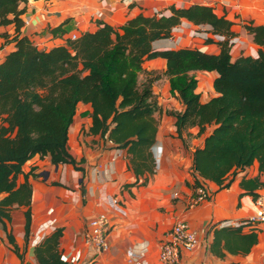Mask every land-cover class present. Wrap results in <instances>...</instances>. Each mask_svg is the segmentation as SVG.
I'll return each mask as SVG.
<instances>
[{"label":"crops","instance_id":"crops-1","mask_svg":"<svg viewBox=\"0 0 264 264\" xmlns=\"http://www.w3.org/2000/svg\"><path fill=\"white\" fill-rule=\"evenodd\" d=\"M192 4L211 5L219 15L227 14L236 22L234 36L244 39L247 46L232 47L233 60L242 54L259 53L244 24H264V0H29L20 5L24 9L21 36L49 50L65 45L75 33L97 30L99 21L119 28L141 13L171 14L172 5L184 8ZM192 29L213 34L209 25H195L182 19L172 36L155 41L154 48L189 47L220 52L221 42L210 37H191L188 32ZM15 33L14 23L0 26V63L15 49L14 42L4 43V34L12 38ZM143 67L144 72L160 71L165 76L162 87L157 80L152 89L161 108L155 114L157 120L162 114L156 143L167 142L169 148L170 139L174 138L165 133L174 134L171 131L176 129V117L167 118L166 113L182 111L184 105L171 93L165 58L146 60ZM195 75L202 102L217 95L213 87L216 71H196ZM143 77L142 72L140 80ZM203 82L207 84L204 93L200 89ZM92 111L90 103L80 102L69 129L68 146L75 164L55 165L49 156L37 154L24 165L28 177L20 175L18 184L28 180L33 189L30 233L27 237L29 207L14 205L10 209L11 220L2 217L6 228L0 221V264H40L36 247L58 229L62 230L58 246L61 254L80 251L85 258L90 257L85 237L91 217L101 212L108 213L111 219L110 248L95 264H138L127 255L128 250H133L142 264H164L159 259L161 242L181 220L197 232L199 245L192 252H183L180 264H264V223L238 225L254 212L256 199L251 192L264 197V170H260L258 162L232 175L229 187L201 177L197 180L193 157L195 149L203 145L204 137H193L194 145L187 149V154L177 146L182 161L164 156L162 170H157L151 147L145 152L148 157L145 166H139L141 159L135 154L138 150L130 146L119 148L107 135L91 131ZM164 121L170 126L166 127ZM192 132L196 134L198 128ZM200 184L207 187L210 197L191 206L190 200ZM111 198L118 199V207H111ZM10 234L14 242L10 241Z\"/></svg>","mask_w":264,"mask_h":264},{"label":"trees","instance_id":"trees-1","mask_svg":"<svg viewBox=\"0 0 264 264\" xmlns=\"http://www.w3.org/2000/svg\"><path fill=\"white\" fill-rule=\"evenodd\" d=\"M28 1L0 0V26H16L12 38L4 34V43L14 42L15 49L0 63V221L5 228L3 218L11 220V207L24 205L29 207L26 236L30 233L33 189L28 180L18 184L20 175L28 177L24 165L30 159L39 154L55 165L76 163L68 142L80 102L93 107V133L107 135L119 148L138 150L139 166H145V152L156 143L155 114L161 108L152 89L156 78L142 82L139 76L144 62L158 57L167 60L171 93L184 105L182 111L171 112L178 137L184 143L191 135L204 137L193 157L197 180L229 187L232 175L255 162L264 170V24H244L259 56L242 54L235 60L228 42L220 43L217 54L189 47L154 48L155 41L172 36L182 19L209 25L213 33L236 35L231 17L204 4L172 5L168 17L141 13L119 28L99 21L97 30L46 50L21 36L20 5ZM196 71L218 73L213 83L217 95L207 102L197 91ZM61 235L58 229L36 247L40 264H66L58 250ZM9 239L14 242L11 234Z\"/></svg>","mask_w":264,"mask_h":264},{"label":"built area","instance_id":"built-area-1","mask_svg":"<svg viewBox=\"0 0 264 264\" xmlns=\"http://www.w3.org/2000/svg\"><path fill=\"white\" fill-rule=\"evenodd\" d=\"M165 12L158 16H171ZM191 37L201 36L204 38H213L218 42H228L232 47H246V41L238 36L227 37L226 35L218 33H209L205 30L192 29L188 32ZM79 34H73L71 39H77ZM259 53L256 56L258 57ZM153 159L157 170H160L164 159V145L163 143H155L152 146ZM210 193L204 184H200L191 198V206L198 205L202 201L209 199ZM111 207L119 205L117 198H111ZM255 209L253 214L249 216L244 222L238 224L253 225L264 223V197L259 196L255 201ZM111 229V219L108 213L101 212L91 217L89 222V231L85 237V243L90 251V257L85 258L80 251L73 254H61V260L66 264H95L96 259L108 251L110 248L109 233ZM199 245V238L197 232L193 230L189 223L181 220L176 222L171 230L167 233L166 238L162 240L159 250V259L164 264H180L183 252H192ZM127 255L130 259L138 264H142L136 259V254L133 250H128Z\"/></svg>","mask_w":264,"mask_h":264},{"label":"rangeland","instance_id":"rangeland-1","mask_svg":"<svg viewBox=\"0 0 264 264\" xmlns=\"http://www.w3.org/2000/svg\"><path fill=\"white\" fill-rule=\"evenodd\" d=\"M159 67V66H158ZM143 74H144V77L142 78V82H145V80L147 81V80H151V79H153V78H156V79H154V81H153V83H155L156 84V81L158 80H160L159 81V84H158V86H160V87H162V85L164 84V82H165V76L162 74V73H160V71H153V72H147V71H145V72H143ZM153 83H152V87H153ZM202 86H201V90H202V93H204L205 91H207V84L205 83V82H203V84H201ZM206 97V96H205ZM170 111V110H169ZM172 112H174V111H172ZM177 112H179V111H177ZM158 113V112H157ZM156 113V114H157ZM160 115H162V114H159V120H158V123L159 124H161V120H162V116H160ZM166 115H167V118L169 117L168 115H170V116H173V115H171V112L170 113H166ZM174 117V116H173ZM176 119V118H175ZM166 120V119H165ZM164 125L166 126V127H168V126H170V124L169 125H166L165 124V121H164ZM168 132V131H167ZM171 132H173L174 134H172V133H165V135L166 136H168V137H173L174 139L173 140H171L170 139V142H171V147H169L168 148V146H167V142L165 143V144H163L164 145V156H169V159H171V158H174V159H177V160H181V157H182V153L180 152V151H177V146H178V148H180V149H182L181 151H184V153H186L187 154V149H189V147H193V143H192V135L190 136V137H188V138H186V140H187V142L186 143H184L183 141H182V139H180L179 137H178V133H177V131H176V129H174L173 131H171ZM193 133V132H192ZM194 134V133H193ZM173 142H175V143H177L178 145H176V146H173ZM172 150H176L175 152L174 151H172ZM174 152V153H173ZM180 152V153H179ZM179 154V156H178V154ZM182 161V160H181ZM162 170V169H161Z\"/></svg>","mask_w":264,"mask_h":264},{"label":"clouds","instance_id":"clouds-1","mask_svg":"<svg viewBox=\"0 0 264 264\" xmlns=\"http://www.w3.org/2000/svg\"><path fill=\"white\" fill-rule=\"evenodd\" d=\"M143 247V246H142Z\"/></svg>","mask_w":264,"mask_h":264}]
</instances>
